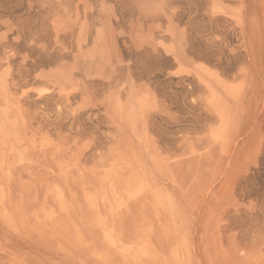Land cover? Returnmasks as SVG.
Returning a JSON list of instances; mask_svg holds the SVG:
<instances>
[{
    "label": "rangeland",
    "instance_id": "obj_1",
    "mask_svg": "<svg viewBox=\"0 0 264 264\" xmlns=\"http://www.w3.org/2000/svg\"><path fill=\"white\" fill-rule=\"evenodd\" d=\"M0 264H264V0H0Z\"/></svg>",
    "mask_w": 264,
    "mask_h": 264
}]
</instances>
